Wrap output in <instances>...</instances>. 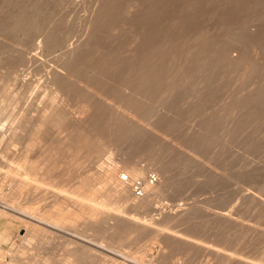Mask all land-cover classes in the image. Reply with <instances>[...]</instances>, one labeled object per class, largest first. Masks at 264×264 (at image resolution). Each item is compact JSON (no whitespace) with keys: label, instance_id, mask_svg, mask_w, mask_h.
<instances>
[{"label":"bare ground","instance_id":"6f19581e","mask_svg":"<svg viewBox=\"0 0 264 264\" xmlns=\"http://www.w3.org/2000/svg\"><path fill=\"white\" fill-rule=\"evenodd\" d=\"M0 1H2V0H0ZM13 1L14 0H12V2ZM17 1L19 2L18 6H16V3L13 2L12 4H15V9L11 10V6H10L9 9L11 11H8V9H7L8 16H7V18H5L6 20L0 21L1 22L0 23V32L3 31L2 29H4V28L6 30L17 29L18 32H19L18 28H22V31H23L25 29V27H28L29 25L33 24V18L36 17V14L39 17L41 16V15H39L40 12H42V13L44 12L45 15H49L47 12H45L46 9L43 11V9H44L43 3L40 0H39V2H41L40 4H42V7H43L42 11L40 10V12H39V10H37L38 6H35L36 5L35 2L37 0H22L21 2L19 0H17ZM71 1L69 0V2H71ZM64 2H65V0H64ZM66 2H65V4H66ZM122 2H124L125 5L122 4ZM205 2H206V6L207 5L209 6L208 7L209 9H206L207 12L209 10V12L206 14L207 15V17H206L207 18L206 19L207 25L205 23L204 24L201 23L200 20L197 19V14L200 13L199 12L200 8L203 5V3H205ZM219 2L222 3L221 6L219 5ZM2 3L3 2H1V5H2ZM8 3L10 5V1H8ZM59 3L61 5V2H59ZM72 3H71V6L73 5ZM91 3H90V5H91ZM40 4H38V5L40 6ZM47 4L49 7H52L55 3H53L52 6H50L49 1H48ZM94 4H95V1H94ZM120 4H122L121 7L124 6V8H126V11L128 12V13H125L126 15H124V16L121 14L118 15V13H116V10L121 11V10H119L121 8H119V9L117 8V6H119ZM9 5H7V2H6V7L7 6L9 7ZM44 5H46V4L44 3ZM255 5H260L262 7V10H263L264 9V0H205V1L204 0H96L95 7L93 8V10L91 9L92 13H91L89 19L87 20V26H86V31L84 33L85 34L84 38L75 44H74L75 41L72 43V41L75 39L71 40V43L74 45H72V44L70 45L69 42L68 43L62 42V43H66L67 45H66V47L60 45L62 48L63 47L65 48L64 50L61 49L60 46H59L60 48L58 47L61 50V53H59L60 55L58 54V52L55 54V52L57 51L56 50L57 47H56V49L54 48L56 50L54 52V54L59 55L58 61L55 64V66H53V65L49 66L48 65V67H47V68H50L51 66H53L48 71V74H46L47 78H46L45 83H47V84H44L45 86L47 85L46 90H49L48 91L49 93L47 92L48 93L47 98L44 97L45 96L44 94H43L44 96H42V97H44L42 99H45V100L47 99V103L44 104V102L42 100L41 101L39 100V102H43V104H41V105H44V106L42 107L40 105L41 106V107H39L40 110L39 109L36 110V112L39 110V113L37 115L32 116V115L27 114L29 111L27 113H24L25 112L24 111L22 113L20 112V114L24 113L23 115L16 118L15 116H17V115L15 113L18 111H14L13 114H15V115H13L12 112L9 113L8 111L10 109L8 110V107H9L10 103L8 102V99L6 98L7 96L4 95V94H6V90H4V89H7L8 87L4 88V86L1 84L3 86L1 88L2 89L4 88L3 90L5 92L3 93L2 92L3 90L0 89V143H4V146H3L4 149L1 148L2 145L0 144V153L2 154V152L9 150V149L15 150L14 148H12V146L15 144V142L17 143V141L19 139L22 142V143H20V142L19 143L23 144L24 148L22 145H19L20 146L19 147L17 144L19 149L22 148L23 150L21 149L22 152L20 154L18 153L19 155L17 154V156H18L17 161H15L16 159L13 160L16 157V154L14 157L13 156L14 154L12 153L13 155H11V156L13 159L12 158L11 159L13 161H15L16 163L14 162L15 163L14 165L12 163L11 165H13V166L8 165L9 169H8V166H7V169H5V170H8L6 175L9 176L8 178H10L9 180L7 179L5 181L8 182L11 180L12 188H13V190H11V191L13 192V195L9 194L11 191H10V188H8L10 192L8 193V191H7V193L9 194L10 198L8 197V194H6V198H8L9 201L8 200H7L8 202L4 201L5 204L8 206L0 204V214H1V216H6V218L9 217V219L10 218L19 219L20 221L24 222V224L26 226V232L24 234H22V236H21V240H22L21 244L13 252L9 253L10 256L9 257L7 256V261L5 264H90L91 262L94 261L93 259L90 258V256H91L90 252H92V250L95 248L94 247H84L81 242L76 243L77 247L74 250H71L66 254L64 253L62 257L58 256L56 251L48 252L50 250V247H49L48 241H46V238H51V236L50 235L48 236V233L46 230L39 228L34 222L30 221L29 218H32V217H36L40 220L48 221V222H50L52 224H56L62 228H66V230H72L75 233L83 234L84 236L87 234L88 235H94L97 239V246L98 247L101 248L103 246V242H105L106 247H108L112 251H115V252L121 254L124 257L123 260L117 261L116 264H132V263H136V262L141 263V264H162L163 262L165 263L167 258H169L168 256H170V257L172 256L171 254L170 255L165 254L166 252H164V250H163L165 247H163V249H162L161 248L162 243H160V242H163L164 240L165 241L168 240V239H165L168 236V235L166 236L167 233L169 234L168 237L172 236V235L170 236L169 230L173 228V227L171 228V226H172V224H174L176 222L171 223L170 221L178 220L179 216L184 214V211H188V208H187L188 206H191L192 204L197 205V203H195L196 201L194 200L195 201L194 203L191 202V205L190 204L188 206L185 205L187 210L185 209V207H184V209L182 208L183 210H181L178 207L177 210L176 209L174 211L171 210L172 212H170V211L168 212V210H167V212L162 210L163 211V213H162L159 211L162 214L161 217L162 218L164 217L163 220H161L162 218L159 219L161 221H158V219H156L157 217H154L152 215H151L152 218L149 217L151 219L150 220L148 218V215L152 212V207H153V204H155V199L158 200L157 198H159V196H162L163 200H164L165 196H163V195L167 194V191H166V194H164L165 190L171 188L170 185H169L170 187L167 188V186L169 184L168 181H169V179L171 180V178H169V177H172V175H174L171 173L172 172L171 169L176 163L177 164L179 163L181 166V162H182V160L185 159L184 158L185 155L183 153L180 154V152L172 153L170 151V149L164 145V142L162 143V141H161V143L163 145L161 143H159L160 141L159 142H156V141L152 142L150 139L151 137H149V135H146L144 133L141 134L139 131H138L139 133L136 132V127L139 128V126H137V124L139 122H140L141 126L145 125V124L142 125L141 122L144 121V119L146 120V117L149 116V110H148L149 106H150V108L153 109V105H149V104L151 102L153 103L154 99H156L157 96L159 99V97L161 95L165 94L167 91H171L172 89H179V86L181 89L182 88L181 85H183L185 83V86H186L187 81H191V83L193 84L195 82V79L198 76H202V77L204 76L205 77L204 79H206L214 73L213 76L211 77V79L215 78L216 77L215 75H217V77L215 79L220 78V80L222 79V81H223V78L226 76L225 74L228 73L227 72L224 74V71H227L228 69H230V71H231V69H237V71H234V70L231 71L233 74H235V72H238V69H241L242 71H239L241 73L239 75H242V77L244 78V79L241 78L244 80V81H242L244 83H246L245 81L247 79H249L248 81H251V83H252V80H250V79H253L254 80L253 86L256 84L254 86L253 91L250 90V93H249L248 88H250V87L247 86L248 90L245 89V91H247L248 93H246L245 95H241L243 93L242 92L240 94V96L237 95L234 99L232 98L230 100L231 103L229 102L230 105H228L229 109L227 106L226 107L221 106V108L219 109L220 111H221V109H224L225 111H227L226 109H228L229 111L227 113L230 112L232 114V115L231 114L229 115L232 117V118H230L231 121L229 120V118H227L228 117V115H227V117H225V119L227 118L228 120L226 119L225 122H221L224 118V116L222 118L221 115L224 114L226 116V114H225L226 112H224V113L222 112L224 110H222L221 113L219 110L217 111L218 113L216 111H213V113L216 112L215 115L217 114V116H213V113H212L211 118H210V115H209V117L207 116L208 114L204 115L203 118H205V116H207V119L208 118H210V119H208V120L205 119V121H203L204 123L203 124L201 123L202 133L200 135H199V133H198V135L193 134L198 129H200V128H198V126H199L198 123H197L198 126L196 127V129L197 128L198 129L196 131L191 130L193 132L192 135H194L193 136L194 138L193 137L191 138V140L192 139H194V140H192L191 142L192 143L196 142L195 137H196V140L199 141V143H201V141H203V142L207 141L209 138L208 137L209 131L211 129H213L214 126L218 125L220 122H221L220 127L226 126V124H227L226 122H228V121L232 122L234 120L233 118H235V117H233V114L236 113L235 112L236 110L241 111L242 113L243 112L246 113L247 115H245V114H244L245 116L243 115L245 118H247V116L251 117V118L255 117L256 119L264 118V116L261 115L262 116L261 117L259 115L261 113L258 114V110L262 109L261 107L264 108V44L260 43L256 39H251L249 43H250L251 48L253 50V58L252 59H246L242 52L238 53L237 56L235 54V55H233L235 57H232L231 56L232 54H229V52H231L230 50H231V47L234 45L235 39H236V41H238V42L241 41L243 43V41L240 40V38H237L239 36H237L236 38L234 36L230 42L224 44L225 43V41H224V43L222 44L223 37H222V39H220L219 37H217L216 34L214 35L211 32H210L211 34L210 33L208 34L207 33L208 29H205V28H209V27H210L209 29H211V28H226L227 29L231 26L233 28L236 25V23H238L237 25L239 27L240 26L243 27L244 24H243V22H241L240 16L244 15V14H242L244 10L247 11V13H248V11L250 10V7L255 6ZM2 6H0V7L2 8ZM4 7L5 6H3V8ZM203 8L204 7L202 6V9ZM2 9H0L1 10L0 13H2ZM63 9H64V7L62 8V10ZM68 9H72V8H68ZM246 9H249V10H246ZM4 10H5V8H4ZM4 10H3V13H5ZM55 10H57V8ZM65 10H66V7H65ZM48 11H51V9H49ZM63 12H64V10H63ZM3 13H2V15H4ZM52 13L53 12L51 11V15H52ZM65 13L66 12H64L63 14H65ZM69 13H70V15L72 14V12H69ZM257 13H258V11H257ZM2 15L0 17H2ZM51 15H49V16H51ZM68 15L69 14H67V16H65V15L64 16L68 17ZM42 16H43V14H42ZM42 16H41V19H42ZM52 16H51V18H52ZM248 16H249V14H248ZM75 17H76V15H75ZM121 17L122 18L124 17L122 22L124 23V25L126 27H128L127 28L129 30L128 34L130 33L129 35L131 36L130 40H127V41H126V39L123 40L127 35L125 33H124V35L122 33H119L122 35V36L119 35L122 37V39L118 38L119 37L118 35H116L117 38L113 37V35L115 33H118V31H122L121 29L123 27H125L123 25H122L123 27L121 29H115L117 27H114V26H118L116 21H117V19H121ZM69 18H72V17H69ZM3 19H4V17H3ZM34 19H36V18H34ZM47 19H49V18H47ZM47 19L44 18V20H42V21L46 22ZM66 19H68V18H66ZM37 20H35V21H37L38 26H39L40 20H39V18H37ZM56 20L58 21L59 19L56 18ZM245 20H246V18L243 17L242 21L247 23ZM247 20H248V18H247ZM251 20H252V18H251ZM42 21L40 22L41 25L44 24V23H42ZM48 21L50 22V20H48ZM54 21L55 20L53 19V22ZM68 21H70V20H68ZM238 21H240V23ZM53 22H52V25H53ZM59 22L62 24V22L60 20H59ZM241 23L243 25H239ZM35 24H36V22L33 25H35ZM50 24L51 23H49V25ZM115 24H117V25H115ZM237 25H236V27H237ZM40 26L38 27V30H39ZM46 26H48L47 23H46ZM76 26H78V25H76ZM51 27L49 26L48 28L51 30ZM118 27H121V26H118ZM32 28L37 29V28H34V26H32ZM32 28L31 27L26 28V30H28V29L31 30ZM63 28H61V29H63ZM67 28H68V26H67ZM42 29L43 28L41 27V30ZM56 29H57V27L55 28V30ZM58 29H60V28H58ZM112 29H115V31H114L115 33L113 32ZM14 30H13V33L15 32ZM29 30H28V32H29ZM43 30H45V29H43ZM55 30L53 28V30L49 31L48 33L43 32V33H46V34H44L45 35L44 38L41 35L42 39H44V42H47L50 44L53 43V45H55V43H56L55 41L60 40L58 37H56L58 39L55 40V32H57V30L56 31ZM123 31L127 32L126 29ZM3 32H5V31H3ZM33 32L34 33L38 32L37 35L43 34V33H39L40 30L39 31L35 30ZM68 32H70V31H68ZM7 33H8V31H7ZM29 33H27V34L25 33L26 35L24 36V38L26 37V40L28 38L27 35ZM109 33H110V35H109ZM0 34H4V33H0ZM18 34H20V33H17V36H18ZM21 34L24 35V33H21ZM111 34H113V35H111ZM129 35H128V37H129ZM10 36H11V34H10ZM33 36H32V39L34 38ZM58 36H60V35H58ZM229 36H227V37L229 38ZM22 37L23 36H21V38ZM38 37L39 36H37V38ZM60 37H62V36H60ZM35 38H36V36H35ZM35 38L33 39L34 41L35 40L42 41L41 37H39L41 40L35 39ZM15 40H17V39H15ZM15 40H13V41H15ZM21 41H22V39H21ZM28 41H30V39H28ZM37 41H36V44L38 46L34 44V46H36V49H37V47H40L39 43H37ZM66 41H68V39ZM30 42L32 44V41H30ZM231 42H233V43H231ZM15 43H17V41H15ZM40 43L43 46L45 45L43 42H40ZM58 43H60V42L58 41L57 44ZM23 44H24V42H23ZM235 44L237 45V42H235ZM16 45H18V43ZM42 45H41L40 49L43 48ZM125 45L130 46V47H128V49L129 48L130 49L127 51V53H123L124 51H122L123 47ZM34 46H33V48H34ZM55 46H57V45H55ZM28 47H29V45H28ZM31 47H32V45H31ZM238 47H240V46L238 45ZM17 48H15L14 50H16ZM46 48H45V50H47ZM49 48H50V46H49ZM18 49H20V48H18ZM54 49L51 52H53ZM26 50H24V51H26ZM126 50H127V47L125 48V51ZM32 51H33V49H32ZM36 51H39V50L37 49ZM41 51H43L42 56L45 55L47 58H48L47 55H49L48 53H51L48 50H47L48 53H47V51L45 52L42 49H41ZM41 51H39V52L41 53ZM21 52H23V51L21 50ZM30 52H28V53L30 54ZM39 52H37V53H39ZM44 52L47 53V55L44 54ZM40 53H39V55H40ZM54 54L53 53H52V55L50 54L49 59L52 60ZM17 55H19V54H17ZM25 55H24V57L26 58L27 56H25ZM36 56L37 55L32 56L31 58H35ZM29 58H30V55H29ZM36 58H38V56ZM40 58L42 60L47 59V58L45 59L42 57H40ZM35 59H34V61H35ZM55 60H57V58ZM55 60H54V62H52L53 64L56 62ZM29 61H30V59H29ZM34 61H32V63H34ZM38 62H39V60H38ZM48 62H45V63H43V61L41 62L42 69H43V65L47 66V64H50V62L49 63ZM39 65H40V63H39ZM39 65H37V66H39ZM41 65L39 67H41ZM13 66L14 65H12V67ZM11 71H12L11 75L16 74V73H13L14 69ZM11 71H10V67H9V72H11ZM41 71L42 70L40 69V72ZM216 71H217V73H216ZM218 71H223L222 75H221L223 78L218 76V75H220L219 73H221ZM45 72L47 73V71H45ZM231 72L229 73V75H227L228 77L231 76ZM7 73H8V70H7ZM46 75L44 74V76H46ZM231 77H233V76H231ZM11 79H13V78H11ZM204 79L202 78L201 81H203ZM4 80H5V78H4ZM218 80L219 79L215 80V82ZM14 81H16V80H14ZM198 81L200 82L198 84H201V81L200 80H198ZM207 81L209 82V85H210L211 84L210 79H207ZM226 82L227 81H225V83ZM0 83H3V82H0ZM217 83L218 82H216L215 85H217ZM221 83H223V82H221ZM205 84H206V82H205ZM249 84H250V82H249ZM9 85H11V84H9ZM209 85H207V86H209ZM185 86H184V90H185ZM188 86H190V85H188ZM195 86H197V85H195ZM203 86H204L203 87L204 89L207 88V86L205 87L204 84H203ZM209 87L210 88H207V89H210V90H211V88H213V89L217 88V87H213L212 85ZM9 88H8V90H9ZM193 88L194 87H192L191 90ZM203 88H200V89L206 93L207 89L204 90ZM213 89H212V91H213ZM10 90H11V88H10ZM10 90L8 92H10ZM189 90H190V88H189ZM189 90H187V91H189ZM210 90H208V91H210ZM236 90H238V89H236ZM219 91H220V89H219ZM8 92H7V94L10 95V93H8ZM186 92H184V93L186 94ZM210 93H207L208 96L206 94V96H204V97H210L209 96ZM213 93L215 94V92H212L211 94H213ZM233 93L234 92H232V97L234 95H236L237 92H235V94H233ZM13 94L15 95L16 93H13ZM24 94H25V91H24ZM169 94H171V93H169ZM195 94H196V92H195ZM195 94L191 95L190 93H188L189 97L194 95L193 99L197 98V96L199 98H201L204 95V94L202 95V93H201V94H198L196 96ZM14 95H12V97ZM19 95H21V94L19 93ZM16 97L17 96H15L12 99L15 100ZM20 97H22V96H19V98ZM71 97L72 98L74 97L73 100L76 99L74 101L75 103L74 102L72 103L75 108H76L75 105L78 103V102L76 103V101H79V104H77L78 105L77 108H80L82 111H84L86 113V115L84 117L77 118L76 116H74V114H71L73 111L71 113L66 111L64 104H66V103L68 104L67 100ZM162 97L163 96L160 97L161 100H163ZM165 97H167V96L165 95ZM8 98L10 101L12 100V99H10L11 97L8 96ZM77 98H78V100H77ZM178 98L177 99L174 98L175 99L174 103L177 102L176 100H178ZM212 98L213 97L211 95V98H209L210 101L209 102L205 101V102L206 103L208 102L207 104L209 105V103H211V101L214 99V98L213 99ZM158 99L156 100L157 102H158ZM169 99H171V101L174 100V99L170 98V96H169ZM201 99H203V100H201ZM201 99H198L199 102L202 101L201 103H203V101L206 100L203 97ZM6 100H7V102H6ZM164 100H167V99H164ZM181 100H183V99H181ZM191 100H192V97H191ZM198 100H197V102H198ZM17 101H18V99H17ZM70 101H71V99H70ZM184 101L185 100H183L182 102H184ZM194 101H196V100H194ZM157 102H155L156 105H158ZM161 102L162 101L159 100L158 103H161ZM178 102H180V100ZM197 102H196V105L199 104V102L198 103ZM205 102L203 104H205ZM167 103H169V105L171 104L170 102H167ZM167 103H165V104H167ZM174 103H172V105H175V106L169 107V108H171V109L175 108L177 103L176 104H174ZM70 104H68V105H70ZM182 104L183 103H180V104L178 103L177 107L180 105L182 106ZM12 105H14V104L11 103L10 106H12ZM73 105H72V107H73ZM161 105L163 106V104H161ZM169 105L167 104L166 108H168ZM214 105H212V106H214ZM223 105H227V103H225ZM183 106H184V104H183ZM201 106H203V105H201ZM205 106H206V104H205ZM205 106L203 109H201V108H200L201 110L199 109L200 112H202V110H204V109L205 110L207 109V111H208L209 107L206 106L207 107L206 108ZM187 107L190 108V105ZM197 107L199 108V106H196V112L198 110ZM13 108L14 107H12V109ZM20 108H21V106H20ZM158 108H157V106L154 105L155 110ZM12 109H11V111H12ZM21 109H23V108H21ZM190 109L188 110V108H186V107L183 108L184 111H186V110L189 111V112L188 111L186 112L187 114L192 113V111L190 112ZM192 109L193 110L195 109L194 106ZM6 110H8L6 113L8 122L3 123L2 120H3V116H4V113L6 112ZM13 110H16V109H13ZM163 110L165 111L164 108H163ZM167 110H166V112H167ZM174 110L177 111L176 109H174ZM179 110L180 109H178V111ZM157 111L159 112L160 110H157ZM178 111L175 112V114H176L174 117L175 119L180 118V116H178L179 118L176 117ZM184 111H181V112L183 113ZM209 111H212V110H209ZM232 111H234V113ZM139 112H142V113L139 114ZM147 112H148V115H147ZM161 112L165 113L163 111H161ZM161 112H159V114L157 112L156 113L158 115H160ZM193 112H195V111H193ZM150 113H151V111H150ZM206 113H208V112H206ZM209 113L211 114V112H209ZM34 114H35V111H34ZM143 114H146V117H144ZM151 114H150V117H152L151 119H153L154 115L152 114L153 115L152 116ZM171 114H173V113L171 112ZM192 114H194V113H192ZM219 114H221L220 116L222 119L220 118V116H218ZM141 115H143L142 117H144V119L141 118ZM178 115H180V114H178ZM182 116H181V118H182ZM184 116H183V118H184ZM237 116L239 117V119L241 117H243L242 115L239 116L238 113H237ZM166 117H167V115L165 116V118ZM244 117H243V119H244ZM165 118L163 117V119H165ZM168 118H170V117H168ZM203 118H201V119L203 120ZM251 118H248V120L249 119L251 120ZM151 119H150V121H149V119L146 120V122L148 121L150 123V125H147V126H151V122H152ZM158 119H159L158 121H161V123H163V124L167 123L166 127H164V128L160 127L162 125L161 123H160V125L158 124V125L151 126V129H150L151 131L149 129H146L147 131L151 132V135H155L156 133H158L157 131L160 130L158 128V126L160 128H162L164 131H166V130L172 131L173 130L174 127L171 124V122H173L172 121L173 117H172V120L170 121V123L168 122V119H165L167 122L166 121L164 122V120L161 117H158ZM175 119H174V121H177V119L176 120ZM250 120L248 123L253 124V123H251L252 120L251 121ZM180 121L181 120H178L177 122L179 123ZM235 121L236 120H234V122ZM240 121L244 124V125L241 124V126H245V128L250 126V125L245 123L247 121V119L240 120ZM243 121H245V122H243ZM155 122H153V124H157ZM234 122H233V126L235 125V128H237V126L239 127L240 122H238V124L237 123L235 124ZM261 122H264V120L261 119ZM261 122H260V126L261 125L263 126V124H261ZM173 123L175 125L178 124L175 122H173ZM222 123H224V125H221ZM169 124H170L169 128H171L172 130L168 129L167 125H169ZM229 125H231V124H229ZM229 125H227V128ZM258 125H259V120H258ZM162 126H164V125H162ZM231 126H229V128ZM143 127H145V126H143ZM175 128H176V126H175ZM175 128H174V130H175ZM215 128H217V127H215ZM218 128H219V125H218ZM235 128H233V130ZM241 128L244 129V127H241ZM256 128H259V127H256ZM238 129L239 128H237V130ZM250 129H251V127H250ZM254 129H255V127H254ZM254 129H252V130H254ZM224 130H226V127ZM224 130H223V128H222V130L220 129L221 134L219 133L218 129H216V132H218L219 135H222ZM142 131L143 130H141V132ZM167 131L165 134L168 135L169 131H168V133H167ZM211 131H213V130H211ZM226 131L234 132L231 129L230 130L227 129ZM257 131L258 130L253 131V133L256 135H259L256 133ZM144 132H145V130H144ZM153 132H155V133L152 134ZM197 132H199V131H197ZM225 132H224V134H225ZM236 132L238 134L239 130L238 131L235 130V133ZM170 133H172V132H170ZM212 133H215V132H212ZM253 133L251 135H254ZM159 134L160 133H158L156 136H159ZM228 134L230 136L232 133L229 132ZM251 135H249V136H251ZM160 136H161L160 139H162L164 137L162 135V132H161ZM172 136H174V134ZM213 136H215V135H213ZM165 137H167V136L165 135ZM168 137H169V135H168ZM168 137H167V139H168ZM174 137L176 139V137H178V134H177V136H174ZM187 137H189V136H187ZM261 137H263V136H261ZM152 138H154V137H152ZM179 138H180V136H179ZM213 138L215 140L217 138V136H216V138L215 137H213ZM246 138H244L245 144L247 141ZM175 139H173L176 142L175 145L171 141H170V145H174V146L180 148L182 145V142L184 140H182V142L180 140H178L179 143L181 144V145L179 144L180 145L179 146L177 140H175ZM186 139L190 140V138H185L186 142H187ZM263 139H264V137H263ZM157 140H158V138H157ZM189 140H188L189 143L187 144V146L188 145L194 146L193 145L194 143L191 144ZM243 140H241V142H242L241 145L244 144ZM254 140L255 139L253 138L252 141H254ZM248 141H249V144L251 145L252 141H250V140H248ZM166 142L169 143L168 140ZM199 143L196 145H200ZM165 144H167V143H165ZM201 144L202 145H200L199 148L205 147L204 146L205 143H201ZM247 144H248V142H247ZM250 145H248V146H250ZM183 146H184V144H183ZM207 146L209 147L210 145L208 144ZM182 147H181V149H182ZM194 147H193V149H194ZM208 147H207V151L210 150V148H211L210 147L208 149ZM186 148L184 147L185 150H186ZM189 148H188L189 151H191L192 148L191 147H189ZM197 148L195 149L196 152L198 150H199L198 152H201V151L204 152L205 151L202 149H201V151H200V149L197 150ZM204 149H206V147ZM13 150L11 152H14ZM33 150H34L33 153L36 152L35 153L36 155L35 154L33 155L32 153L29 155V153ZM195 150L192 152L194 153ZM207 151H205L204 153H206ZM107 152L110 154H107ZM203 152H201V153H203ZM105 153H106V155L117 154L118 156L115 155L117 157L116 159H118V157H120L118 162L121 161V163L120 164L117 163L116 162L117 160L115 161L114 160L115 158H114L112 160H114L115 163L109 162V164L108 165L106 164L105 167H104V165L102 166L103 169L102 168L100 169L98 167L99 165L96 166V164H95L96 168H98V170L95 171L96 170L95 168L90 167L91 165H93L92 161H94V163L95 162L97 163V161L99 162L100 160H102L101 158L99 159V156H101L103 154L105 155ZM184 153L188 156V158H189V155L191 156V154L186 153V151ZM197 153H195V155ZM182 154L184 156H182ZM143 156H145L147 158L146 161H148L147 164H144V165L140 164L138 162V159H137L138 157H143ZM192 156L193 157H191V158H194V155H192ZM197 156H198L197 158H199V155H197ZM200 156H201V154H200ZM204 157L205 156H203L201 158H204ZM97 158L99 160H97ZM106 158H104V161ZM197 158H195V160ZM187 160L190 161V159L186 158V161ZM198 160L199 159L196 160L197 161L196 163H198ZM106 161L108 162V159ZM189 161L187 162V164L189 163ZM191 161H192V159H191ZM199 161H202V160L200 159ZM86 162L90 163V165L88 163L89 166L88 165L87 166L90 167V171L92 169H94V170H92L93 172H90L88 168H87L88 172H86V173H84V171H81L80 173H79V171L75 172L80 167H82L83 164L84 165L87 164ZM207 165H209V164H207ZM216 166H218V164ZM223 166L224 165L221 166V171H220L221 173H222V167ZM85 167H86V165H85ZM169 167H171L170 170H169ZM183 167H184V169L186 168L187 170L191 169V168H189L190 166L188 168H187V166L186 167L183 166ZM195 167L196 166H194V167L192 166V168H195ZM82 168H84V167H82ZM148 168H154L155 171L158 173L157 174L158 177H156L155 180H151L147 176L146 171H148L147 170ZM177 168H179V167L177 166ZM224 168H225V166H224ZM87 169H86V171H87ZM186 169H185V171H186ZM210 169L213 170V168H210ZM217 169H215V170H217ZM225 169H226L225 173L227 175L229 173L228 176L230 177L231 173L230 172L227 173L228 170H227V168H225ZM236 169H237V166H236ZM236 169H234L233 171H235ZM239 169H240V167H238V171H239ZM5 170L3 172L4 176L6 173ZM168 170L172 174L171 176L168 175ZM185 171H184V173H185ZM231 172H232V170H231ZM241 172H242V170H241ZM216 173H218V171ZM72 174H73L74 180L69 178V176ZM180 174H183V172L181 170H180ZM223 174H222V177L225 175V174L224 175ZM243 174H244V172H243ZM178 175H176V176H178ZM236 175H237V177L235 176V173H234V175L232 174V177L235 176V178H237L238 180L242 177L244 178V176L239 175V173ZM210 176L211 175H209L208 178ZM238 176H239V178H238ZM212 177H214V176L212 175L211 180H210V178L208 180L214 181V179H212ZM232 177H230V178H232ZM247 177L248 176H246V178ZM5 178H7V176ZM225 178L227 179L226 176H225ZM56 179H60V180L56 181ZM137 179H142V186H141L142 193L141 194L137 193V191H135V189H134V183ZM247 179H246V181H243L244 179H242L240 181L247 183ZM231 180H228V182L230 183ZM55 181L56 182L59 181V182L56 183ZM70 181H72V182H70ZM235 181H236V179H235ZM233 182H232V184H234V185L239 184L238 182H235L237 184H235ZM243 182H241L240 184H242ZM6 183L4 182V184H6ZM9 183H7V184L10 186ZM173 184H175L174 181H173V183H171V185H173ZM240 184H239V187L241 186ZM0 186H3V184L2 185L0 184ZM2 188L0 189V191L1 190L4 191V189H2ZM235 188H236V186H235ZM42 189H44V190H42ZM50 189L52 190V192L55 189L57 191L56 195L58 194V192H60V193H59V195H57V198L55 199V201H53L54 204L52 206H50V204L46 205L48 207L50 206V208L44 209L41 207L43 205L38 206V204H37L38 202H36L34 200L35 199L34 196L39 195L40 193L35 194V195H34V193H36L35 190L36 191L38 190L39 192L41 190V192L44 191V193L46 194L45 190H50ZM236 189L234 192H236ZM239 189L241 190V188H239ZM247 189H248V187H247ZM243 190L245 191L244 188H243ZM33 191H34V193H31L32 195L27 194V193H30ZM38 191H37V193H38ZM2 193H4V192L1 191V194ZM5 193H6V190H5ZM23 193L24 194L26 193V196L28 195V197L33 196L32 197V198H34L33 202L34 203L36 202L35 205L37 204V208H36V206L33 205L34 203L28 204V202L26 204L25 203L22 204V202H21L22 205H20L19 202H17V205L19 204V206L13 205V202H15L16 198L18 197L17 195H20L19 196L20 198H23L22 196H25ZM61 193L63 195H61ZM168 193H169V191H168ZM231 193L232 192H229V194H231ZM237 193L238 192H236L235 194H237ZM239 193H240V191H239ZM4 194H2L3 197H4ZM42 194L43 193H41L40 195H42ZM224 194L226 195V193H224ZM233 194H231V195H233ZM231 195H229V197ZM238 195L235 198L233 197L234 200L236 198H238ZM249 195L251 196L250 197L251 199L253 198L252 199L253 201H255L254 199H256V201L258 200L257 202H255V205H254L255 207H256V205L257 206L260 205V207L262 206V208H264L263 207L264 206L263 205L264 200H262L263 198H261V197L259 198V195L257 194L258 195L257 196L256 193H251ZM249 195L247 197H249ZM26 196H25L24 200L28 198V197L26 198ZM222 196H223V194H222ZM243 196H245V195H243ZM243 196H241V197H243ZM42 197L44 198V195L39 196L38 198H42ZM54 197L52 198L53 200H54ZM214 197H216V196H214ZM214 197H213V199L216 200V198H214ZM229 197H227V198L228 199L232 198V196L230 198ZM38 198H37V201H39ZM217 198L223 199L224 197H217ZM233 198L231 199L232 201H233ZM160 199H159V201H160ZM228 199L226 201H230V203H233V202H231V200H228ZM242 199H244V198H242ZM251 199L249 201H251ZM215 200H213V201H215ZM218 200H220V201H218ZM239 200H238V202H239V204H241ZM246 200H243V202L241 201L242 204ZM28 201L30 203V201H32V199H30V197H29ZM208 201H210V200H208ZM217 201H218V203L222 202L221 199H217ZM223 201H224V199H223ZM235 201L237 203V199ZM10 202L12 204H10ZM160 202H162V201H160ZM211 202H212V200H211ZM259 202H261L262 204L261 203L259 204ZM0 203H1V201H0ZM163 203H164V201H163ZM203 203H201V204L203 205ZM230 203L227 202V204H226V202H225L224 204L228 205ZM176 204H177V202H176ZM176 204H173L172 206H174ZM199 204L200 203H198L197 206H200ZM214 204H215V202H214ZM249 204L251 207L252 203H249ZM170 205H171V203H170ZM179 205H181V204H179ZM179 205H177V206H179ZM204 205L202 207H199V208H203V207L206 208L207 206L206 205L204 206ZM212 205H213V203H212ZM230 205H228V206L230 207ZM234 205H235V202H234ZM211 206H210V209L212 210L214 208V206H212L213 208ZM220 206L221 205H219V207ZM224 206H221V207H224ZM237 206H238V204H237ZM40 207L43 210L39 211L40 210L39 209L37 211V209ZM162 207H164V206H162ZM165 207H168V206H165ZM216 207L215 208L218 211L217 212L215 210L216 213L215 212L212 213V211L214 209L212 211H210V210L208 211V209H206L207 211H205V213H204V210L199 209V210L203 211V212H201L198 210V207L195 208V206H194L193 208H195L196 211L198 210V212H200L201 214L204 213V215L206 214L207 216L209 215L208 213L210 212L209 216H211L212 218L214 215L212 216L211 214L215 213L216 218L218 216L220 218H223L225 220V222L228 221L227 224L225 222H223L227 226L228 225L232 226V224L233 225L235 224V219H237V218H235L233 220V218H234L233 213L234 212L231 214L233 218H230L228 213L225 212L226 211L225 209H227V208L219 209L218 206H216ZM14 208H16L17 210H15ZM190 209H192V208H190ZM190 209H189V211H191ZM195 209L193 211H195ZM257 209H258V207H257ZM219 210H225V211L219 212ZM228 210H230V213H231V211H233L230 208ZM253 210H254V208H253ZM258 210H262V209L259 208ZM198 212H194V214L198 213ZM189 213H187V215L184 214L185 216L189 217L188 220L192 219L195 216V215L193 216V212H192V215L190 213V216H193L191 218L188 215ZM235 214H237V213H235ZM241 215H242V213H241ZM257 215H258V213H257ZM185 216H183L182 219H184ZM209 216H208V218H210ZM238 216H239V214H238ZM240 216H239V219L242 217V216L241 217ZM181 217L178 221L181 220L183 223V221H185L186 219L182 220ZM201 217H202V215H201ZM235 217H237V216L235 215ZM212 218H210V219H212ZM216 218H215V221H216ZM204 219H207V217ZM213 219H212V221H214ZM239 219H237L239 222V226H240V224H241V226H244L245 224L242 225V223L244 221L242 219H240V220ZM188 220H186V221H188ZM196 220H198V218ZM222 220L220 219V222ZM229 220H231L230 222L232 224H230ZM237 220H236V224H238ZM12 221H13V219H12ZM163 221L165 223H163ZM190 221L192 224H193V222H195L194 220H190ZM190 221H188L187 223H189ZM209 221L210 220L208 219V222ZM240 221L242 223H240ZM167 222L171 223V226L168 225L169 223H167ZM216 222H219V221H216ZM216 222L212 223L210 221L212 226ZM178 223H176V224L178 225ZM191 223H190V225H191ZM223 223L221 224L222 227L224 225ZM176 224H175V226L173 225L174 226L173 230H175L173 232H174V236L176 238L178 237L177 239H179L180 236H178L177 233L180 232V230L183 227L185 228V226L179 227V225H178V227L180 228L179 229V228H177ZM207 224H206V226H207ZM193 225L190 228H192ZM199 225H198V228L200 226L201 227L203 226L202 223L200 226ZM209 225L210 224H208V227H209ZM216 225H217V223H216ZM218 226H220V225H217V227ZM175 227L177 228V230ZM195 227L196 226H194L193 228H195ZM233 227H235V225ZM193 228L191 230L194 231ZM196 228H195V230H196ZM198 228H197V230H199V231H201V229H204V230L207 229V228L205 229V225H204V228H201V229H198ZM210 228H211V226H210ZM210 228L208 230H206L209 232H207L205 235H204V233L201 235L202 232H200V234H198L199 231L197 233L195 231L194 232L196 234L200 235V237L204 235V237L206 236V238H209V233H210V235L212 233H214V231L216 230L215 229L216 226H215V228H213L215 230L212 229L213 230L212 233L210 231ZM225 228H226V226H225ZM185 229H183L181 232L185 233L184 232ZM187 230H188V227H187ZM191 230H189V231H191ZM204 230H202V231L206 232ZM244 230H245V228H244ZM5 231L7 233L8 230H5ZM5 231H3V232H5ZM189 231H187V232L190 233ZM215 232H216V234H214V235L212 234L213 236H217V234L219 233V231H215ZM224 232H223V234H224ZM230 232L231 231L229 230V233ZM6 233H4V234H6ZM130 233L138 234V236H137L138 239L140 237L139 235L144 234V233H148L150 238L148 235H146V237L148 236L147 237L148 239H146L145 234L141 235L142 241L144 240L143 236L145 237L146 241L151 240V239H152L151 241H153V239H157V238L160 239V237H162L163 235H165L166 237L165 238L163 237L164 240H163V238H161L163 241H160V240L158 242L155 241V243L157 242V244L159 243V246H160V244H161V246L159 248H157L156 250L154 249L152 252H149L150 247H151V242H150V246L148 248L147 243H149V241L145 243V240H144L143 246L139 247L137 244L138 247L136 249L134 248L135 246L132 248V249H135L134 251L131 249L133 252L126 253V250L124 251L125 248H123L122 239L127 237V235H129ZM221 233L222 232H220V234ZM226 233H228V232H226ZM171 234H173V233L171 232ZM192 234H193V232H192ZM220 234L218 236L222 237L223 234L221 236H220ZM36 235H37L38 239L33 240L32 238ZM188 235H187V233H185L182 235V238H184V240H185V237H183V236H187L186 239H188L190 236V235L189 236ZM207 235H208V237H207ZM5 236L7 237V235H5ZM225 236L227 237V235H225ZM193 237L195 238L196 236L194 235ZM226 237L222 238L221 240H223V239L227 240V238L229 236L227 238ZM182 238H181V241L178 240L179 243L180 242L182 243V241H183ZM197 238H199V237H197ZM210 238L212 240V237H210ZM210 238H209V240H210ZM173 239H171L172 242L174 241ZM218 239H220V238H218ZM197 240H200V239H197ZM197 240L194 242L196 243ZM204 240H205V238H204ZM204 240H203V238H202V240H200L201 241L200 243H202L201 246H204L206 244V243L203 244L204 242H202V241H204ZM207 240L208 239H206V241ZM230 240L229 239L227 240L228 243H230L229 242ZM33 241H35V242H33ZM215 241L218 242L219 240H217V239L214 240L216 247H220L219 245L223 246V245L227 244L225 242L223 244L221 241H220L221 242V244H220L219 242L216 243ZM139 242H141V240ZM211 242H213V241H211ZM137 243H138V241H137ZM152 243L155 244L154 241ZM165 243H163V244H165ZM170 243H171V241H168V243H167L168 245L167 244L166 245L168 247L169 246L171 247ZM189 243H191V242H189ZM233 243H232V245H233ZM235 244H236V242H235ZM196 245H198V244H196ZM211 245H212V243H211ZM232 245L229 246L227 244L226 246L229 249V247L232 248ZM206 246L209 248L210 245L208 246V244H207ZM222 246L219 249H221ZM155 247H156V245H155ZM168 247L165 248V249H167V252H168ZM238 247H240V246H238ZM116 248H118V249H116ZM210 248L214 249L215 253L218 250V249L216 250L214 247H210ZM242 248H244V247H242ZM222 249H224L225 252H227L226 250H228V249H226V247L224 248V246ZM236 250H232V251L235 252ZM169 251H170V248H169ZM218 251L220 254V252L222 250H218ZM224 251H223V253H224ZM230 251H231V249H230ZM260 251H262V250H260ZM87 252H88V254H87ZM229 253H232V252H229ZM247 253H249V252H247ZM128 254L131 257L128 256V258H125V257H127ZM217 254H218V252H217ZM217 254H215V255H217ZM219 254H218V256H219ZM224 254L227 255V253H224ZM224 254L220 255V258L222 256L221 262H223L224 259H226ZM239 255L240 254L238 253V256ZM235 256H237V255H235ZM223 257H224V259H223ZM229 257H231V254H228L227 258H229ZM261 257L259 258V260L261 259ZM239 258L241 259L242 257H239ZM262 258L263 259L260 260L261 262L258 261L259 263H255L254 261H250V262H252V264H264V256ZM231 259H233V258H231ZM243 259H247V258L245 257ZM226 260L228 261L229 259H226ZM247 260H246V262H247ZM233 261H234V259H233ZM248 263L249 262H247V264Z\"/></svg>","mask_w":264,"mask_h":264},{"label":"rangeland","instance_id":"374dc122","mask_svg":"<svg viewBox=\"0 0 264 264\" xmlns=\"http://www.w3.org/2000/svg\"><path fill=\"white\" fill-rule=\"evenodd\" d=\"M7 2V5H9V3H8V1H10V5H9V7L7 6L6 7V2ZM20 2L22 1V0H19ZM38 1V2H37ZM36 2H35V6H38V9L37 10H39V12H40V10L42 11V9H43V7H44V9H43V11L46 9V11L45 12H47L49 15H51V11L54 13H52V15L55 17H53L52 15V18H51V16H49V15H45V13L43 12H38L39 13V15H41L42 16V14H43V16H42V19H41V16L39 17V16H37V14H36V17H34V18H36V19H34L33 18V24L36 22V24L35 25H33V24H31V25H29L28 27H25V29L22 31V28H18L19 29V32H18V30L17 29H13L15 32V34L13 33V30L12 29H8V30H6L5 28L4 29H2L3 31H5V32H3V31H1L0 33H4V34H0V82H3V83H0V89L1 90H3L4 88H6V87H10L11 88V90H10V88H9V90H10V92H8L9 90H8V88L7 89H4V90H6V94H4V95H6L7 97V99H8V102L10 103L9 104V107H8V110H6V112L4 113V116H3V120H2V122L3 123H6V122H8V120H7V111L9 112V113H11L12 112V114L14 113V111H18V112H16L15 114L17 115V116H15L16 118L17 117H20L21 115H23L24 113H27L28 111V113L27 114H29V115H32V116H35V115H37L38 113H39V110H40V108L39 107H43L44 105H41V104H43V102H44V104H46L47 103V99L45 100V99H42V98H47V95H48V91L49 90H46L47 88H46V86L44 85V84H47V83H45L46 82V78H47V75L46 74H48V71L53 67V66H55V64L57 63V61H58V57H59V53H61V50L59 49L61 46L60 45H62V46H64V47H66V43H70V45L74 42V44L75 43H77L78 41H80L81 39H83L84 38V33H85V31H86V26H87V20L89 19V17H90V15H91V13H92V10H93V8L95 7V4H96V0H70L71 2H69V0L67 1V0H65V2H66V4H65V2H64V0H40L42 3H43V7H42V4H40L41 2H39V0H37ZM48 1H49V5L50 6H52L53 5V3H55L52 7H49L48 6ZM94 1H95V4H94ZM205 1V0H204ZM1 2H3L2 3V5L3 6H5L4 8H5V10H4V8H3V6L1 5ZM14 3H16V6H18V1L17 0H14L13 1ZM12 2V0H2V1H0V6H2V8L0 7V9H2V13H3V10H4V12L6 13H3L4 15H2V13H0V16L2 15V17H0V21H3V20H6L5 18H7V16H8V11H11V10H14L15 9V4H12L13 3ZM47 2V3H46ZM59 2H61V5H60V3ZM73 2V3H72ZM92 2V3H91ZM44 3L46 4V5H44ZM59 3V4H58ZM63 3V4H62ZM68 3V4H67ZM70 3V4H69ZM71 3L73 4L72 6H71ZM90 3H91V5H90ZM38 4H40V6L38 5ZM122 4H124V2H122ZM122 4H120L119 6H117V8L119 9V8H121V9H119V10H121V11H118V10H116V13H118V15L119 14H121V15H126L125 13H128L127 11H126V8H124V6L123 7H121L122 6ZM125 5V4H124ZM219 5L221 6L222 5V3H220L219 2ZM10 6H11V10L9 9L10 8ZM46 6V7H45ZM49 8H48V7ZM69 6V7H68ZM71 6V7H70ZM202 6L204 7L203 9H202ZM201 6V8H200V13H198L197 14V19H199L200 20V22L201 23H205L206 25H207V21H206V17H207V13L209 12V10H208V12H207V10L206 9H209L208 7V5L206 6V2L205 3H203V5ZM14 7V8H13ZM40 7V8H39ZM60 9H59V8ZM64 7V12H66L65 14H63L64 12H63V10H62V8ZM65 7H66V10H65ZM88 7V8H87ZM207 7V8H206ZM13 8V9H12ZM37 8V7H36ZM35 8V9H36ZM48 8V9H47ZM57 8V10H55V9ZM68 8H72V9H68ZM116 8V9H117ZM255 8V9H254ZM7 9H8V11H7ZM49 9H51V11H48ZM88 9V10H87ZM92 9V10H91ZM124 9V10H123ZM246 10H249V9H246ZM56 11V12H55ZM58 11V12H57ZM75 13H74V12ZM90 11V12H89ZM257 11H258V13H257ZM263 11V12H262ZM0 12H1V10H0ZM63 12V13H62ZM69 12H72V16L70 15V13ZM78 12V13H77ZM203 14H202V13ZM257 14H255V13ZM46 13V14H47ZM262 13V14H261ZM59 14V15H58ZM67 14H69L68 15V17H65V16H67ZM242 14H244V15H242V16H240L241 18H240V20H241V22H243V24L241 23V24H239V25H243V27L242 26H238L237 24L238 23H236V25H237V27H236V25L232 28V26L231 27H229V28H211V29H209V28H205V29H208V31H207V33L209 34L210 32L212 33V34H216L217 35V37H219L220 39H222V37H223V41H222V44L224 43V41H225V43L224 44H226V43H228V42H230L231 41V39L235 36V38L237 37V36H239V37H237V38H240V40H242L243 41V43L241 42V41H236V39H235V42H237V45L235 44V42H234V45L231 47V52H229V54H232L231 56L232 57H235V56H233V55H235L236 54V56H237V54L238 53H240V52H242L243 53V55H244V57L246 58V59H252L253 58V50H252V48H251V45H250V40L251 39H256L257 41H259L260 43H262V44H264V9L262 10V7L260 6V5H255V6H252V7H250V10L248 11V13H247V11H243V13ZM248 14H249V16H248ZM255 14V15H254ZM6 15V16H5ZM65 15V16H64ZM75 15H76V17H75ZM247 16V17H246ZM3 17H4V19H3ZM69 17H72V18H69ZM243 17L244 18H246V22L248 23H245L244 21H242L243 20ZM37 18H39V26L41 25V21L42 20H44V18L45 19H47V18H49V19H47V21L48 20H50V22L49 23H51L50 25H49V23L46 21V22H44V21H42V23H44V24H42L41 26H40V28H39V30H40V32L39 33H43V32H49V31H51V30H53V28H54V30H55V28L57 27V32H55V40L56 39H60V40H56L54 43H55V45H57V46H55V45H53V43H47V42H44V39H42V36H43V38H44V34H46V33H43V34H38L37 35V33L38 32H33V31H39L38 30V23H37ZM56 18L57 19H59L61 22H62V24L59 22V20L57 21L56 20ZM66 18H68V19H66ZM76 18V19H75ZM124 18V17H123ZM123 18L121 17V19H117V21H116V23L118 24V26H121V27H118V26H114V27H117V28H115V29H121L123 26H125L124 25V23L122 22L123 21ZM247 18H248V20H247ZM251 18H252V20H251ZM254 18V19H253ZM2 19V20H1ZM53 19L55 20L54 22H53ZM72 19V20H71ZM74 19V20H73ZM215 19V18H214ZM35 20H37V21H35ZM68 20H70V21H68ZM216 20V19H215ZM252 22H251V21ZM35 21V22H34ZM53 22V25H52V22ZM65 23H64V22ZM70 22V23H69ZM122 22V23H121ZM239 23H240V21H238ZM251 22V23H250ZM1 23V22H0ZM46 23H47V25L48 26H46ZM58 23V24H57ZM62 25H60V24ZM64 23V24H63ZM75 25H74V24ZM217 23V22H216ZM215 23V24H216ZM67 24V25H66ZM80 24V25H79ZM117 24H115V25H117ZM121 24V25H120ZM45 25V26H44ZM64 25V26H63ZM66 25V26H65ZM74 25V26H73ZM76 25H78V26H76ZM123 25V26H122ZM250 25V26H249ZM32 26H34V28H37V29H33L32 28ZM51 27V30L48 28V27ZM61 26V27H60ZM67 26H68V28H67ZM71 26V27H70ZM73 26V27H72ZM32 28L31 30H29V32H28V30H26V28ZM41 27L43 28V29H45V30H41ZM64 27V28H63ZM242 27V28H241ZM58 28H63V29H58ZM124 28V29H123ZM121 30L122 31H118V33H115L114 31H115V29H112L113 30V32L115 33L114 35L113 34H111V35H113V37H116L117 38V36L116 35H121V34H119V33H122L123 35H124V33L125 34H127L126 35V37L128 38H124L123 40H125L126 39V41L127 40H130V38H131V36L128 34V32H129V30L127 29L128 27H123ZM65 29V30H64ZM126 29V31L127 32H125V31H123V30H125ZM55 30V31H56ZM67 30V31H66ZM211 30V31H210ZM7 31H8V33H7ZM12 33H11V32ZM22 31V32H21ZM26 31V32H25ZM42 31V32H41ZM59 31V32H58ZM68 31H70V32H68ZM20 33V34H18V36H17V33ZM112 32V31H111ZM112 32V33H113ZM21 33H24V35H22ZM27 33H29L28 35H27V40H26V37L24 38V36L26 35ZM210 33V34H211ZM10 34H11V36H10ZM13 34V35H12ZM31 34V35H30ZM57 34V35H56ZM23 36L22 38H21V36ZM34 35V36H33ZM42 35V36H41ZM58 35H60V36H62V37H60V36H58ZM70 35V36H69ZM109 35H110V33H109ZM128 35H129V37H128ZM231 37H230V36ZM16 36V37H15ZM20 36V37H19ZM32 36L35 38V36H36V38L35 39H39V40H41L42 39V41H37V40H33L32 39ZM37 36H39V37H41V39L38 37L37 38ZM69 36V37H68ZM122 36V35H121ZM121 36H119L118 38H120V39H122V37ZM227 36H229V38L227 37ZM31 37V38H30ZM56 37H58V38H56ZM227 37V38H226ZM68 39V41H66L67 39ZM71 38V39H70ZM226 38V39H225ZM15 39H17V40H15ZM21 39H22V41H21ZM28 39H30V41H32V44H31V42L30 41H28ZM32 39V40H31ZM66 39V40H65ZM70 39V40H69ZM73 39H75V40H73ZM13 40H15V41H17V43H18V45H16L17 43H15V41H13ZM71 40H73L72 41V43H71ZM36 41H37V43H39V46L41 47V43L40 42H43L45 45L43 46L42 45V47L43 48H41L42 50H44L45 52L48 50V51H52L54 48L56 49V47H57V51L54 49V51L53 52H51V53H48V51H47V53L49 54V55H47V53H45L44 52V54H46L47 56H48V58L45 56V55H43L42 56V52L43 51H41V49H40V47H37V49L39 50V51H41V53L39 52V51H36L37 49H36V46H34V44L35 45H37L36 44ZM60 42V43H58L57 44V42ZM23 42H24V44H23ZM30 42V43H29ZM35 42V43H34ZM62 42H66V43H62ZM233 42H231V43H233ZM21 43V44H20ZM240 43V44H239ZM29 45V47H28V45ZM41 44V45H40ZM47 44V45H46ZM65 44V45H64ZM74 44H72V45H74ZM230 44V43H229ZM31 45H32V47H31ZM238 45L240 46V47H238ZM13 46V47H12ZM21 46V47H20ZM27 46V47H26ZM33 46H34V48H33ZM38 46V45H37ZM48 46V47H47ZM49 46H50V48H49ZM60 46V47H59ZM69 46V45H68ZM126 46V45H125ZM124 46V47H125ZM237 46V47H236ZM20 48V49H16V50H14L15 48ZM47 47V48H46ZM52 47V48H51ZM59 47V48H58ZM62 48L61 47V49H65V48ZM123 47V50L122 51H124L123 53H127V51L130 49H128V47H130L129 45H127L126 47H127V50L125 51V48ZM45 48L47 49V50H45ZM49 48V49H48ZM235 48V49H234ZM3 49V50H2ZM27 49V50H26ZM32 49H33V51H32ZM233 49V50H232ZM237 49V50H236ZM20 50V51H19ZM21 50L23 51V52H21ZM24 50H26V51H24ZM31 52H30V51ZM35 50V51H34ZM62 50V51H63ZM235 50V51H234ZM19 51V52H18ZM56 51V52H55ZM25 52V53H24ZM28 52H30V54L28 53ZM37 52H39L40 53V55H39V53H37ZM54 52H55V54L58 52V56L57 55H55L54 54ZM235 52V53H234ZM22 53V54H21ZM28 53V54H27ZM52 53L54 54L53 55V58H52V60L51 59H49V56H50V54L52 55ZM14 54V55H13ZM17 54H19V55H17ZM26 54V55H25ZM37 55L38 56V58H31L32 56H35V55ZM24 55L25 56H27L26 58L24 57ZM29 55H30V58H29ZM6 56V57H5ZM20 56V57H19ZM55 56V57H54ZM12 57V58H11ZM40 57H42V58H45L46 60H42ZM8 58V59H7ZM16 58V59H15ZM20 58V59H19ZM57 58V60H55ZM2 59V60H1ZM11 59V60H10ZM23 59V60H22ZM26 59V60H25ZM29 59H30V61H29ZM34 59H35V61H34ZM41 59V60H40ZM4 60V61H3ZM38 60H39V62H38ZM54 60L56 61L54 64L52 63V62H54ZM20 61V62H19ZM26 61V62H25ZM32 61H34V63H32ZM43 61V63H45V62H50V64H47V66H44L43 65V69H42V65H41V62ZM4 62V63H3ZM7 62V63H6ZM10 62V63H9ZM23 62V63H22ZM48 62V63H49ZM37 63V64H36ZM39 63H40V65H41V67H39L40 65H39ZM11 64V65H10ZM16 64V65H15ZM9 65V66H8ZM12 65H14L13 67H12ZM37 65H39V66H37ZM46 65V64H45ZM48 65L50 66V65H53V66H51L50 68H47L48 67ZM9 67H10V71L11 70H13L14 69V71H13V73H16V74H12L11 75V73H12V71L11 72H9ZM12 67V68H11ZM31 67V68H30ZM36 67V68H35ZM42 70L41 72H40V69ZM45 69V70H44ZM47 69V70H46ZM7 70H8V73H7ZM16 70V71H15ZM26 70V71H25ZM39 70V71H38ZM44 70V71H43ZM232 70H234V71H237V69H231V71ZM25 71V72H24ZM45 71H47V73L45 72ZM230 71V69H228L227 71H224V74L225 73H227V74H225L226 76L223 78L221 75H222V72L223 71H218V72H221V73H219L220 75H218L219 77H221V78H223V81H222V79L220 80V78H217V79H219L218 81H216V82H218L217 83V85H215V80H217V79H215L216 77H217V75H215L216 77L215 78H213V79H211V77L213 76V74L212 75H210L208 78H206V79H204L205 77L203 76H198L196 79H195V82L192 84L191 83V81H187L186 82V86H185V83L183 84V85H181V89H180V86H179V89H172L171 91H167L165 94H163V95H161V96H163L162 98H163V100L164 99H167V100H161V96L159 97V99H158V96L156 97V99H154V101H153V103L151 102L149 105H153V109H154V105L155 106H157V108L158 109H152V108H150V106H149V108H148V110H149V116H147L146 117V114H143L144 115V117H146V120H148L149 119V121H150V119L152 118V117H150V114L153 116V119H151V126H153V125H160V123H161V121H158L159 119H158V117H161L162 119H163V117L165 118V116L167 115V117L165 118V119H168V122L170 123V121L172 120V117H173V122H175V123H178L177 121L178 120H181L178 124H174L173 122H171V124H172V126L175 128V126H176V128H175V130H174V128H173V130L171 129V128H169L170 127V124L169 125H167V127H168V129H171L172 131H169V137H168V135L167 134H165L166 133V131H164L162 128H160V127H166V124H163V123H161L162 125H164V126H158V128L161 130H159V131H157L158 133H160L159 134V136H156L158 133H156L155 135H151V132H149V131H147L146 129H151V126H147V125H150V123L148 122H146V120L144 119V117H142L143 115H141V118H143L144 119V121H142L141 123H142V125L143 124H145V125H143V126H145V127H143V126H141L140 125V122L137 124V126H139V128H137L136 127V132H140L141 134L142 133H144V134H146V135H149V137H151L150 139H151V141L153 142H159V143H161V141H162V143L164 142V145L165 146H167V148H169L170 149V151L172 152V153H175V152H180V154L181 153H183L184 155H185V159L184 160H182V162H181V166H180V164L178 165L177 163V165L175 164L173 167H172V169H171V167H169V170L171 169V173L172 174H174V175H172L171 173H170V171L168 170V175L169 176H171L172 175V177H169V178H171V180L169 179V181H168V186H167V188H169L170 186H171V190L170 189H167V190H165V193L164 194H166V191H167V194L166 195H163V196H165V198H164V200H163V197L162 196H159V198H157L158 200H156L155 199V204H153V207H152V212L148 215V218L150 217V218H152V216H154V217H157L156 219H158V221H161V220H163L164 219V217L162 218L161 216H162V214L160 213V212H162L163 213V211L162 210H164V211H166L167 212V210H168V212L170 211V212H172L171 210H177L178 209V207L181 209V210H183L184 209V207H185V205L186 206H188L189 204L191 205V202L192 203H194L195 201V203H197V205H198V203H200L199 205L200 206H197V205H194V204H192L191 206H188L187 208H188V211H189V209L190 208H192V209H190L191 211H189L190 213H191V215H192V212H193V216L197 219L198 218V220H196L193 216H190V213L188 212V211H184V214H186L187 215V213H189L188 215L192 218V219H190V220H194L195 222H193V224L191 223V221L190 220H188L189 219V217L188 216H185L184 214H182V215H180L179 216V219H180V217H181V219L183 218V216H185V218L184 219H186V220H188V221H190L189 223H187L188 221H183V223H182V221L180 220V221H178V220H175V221H170L171 223L173 222H176V223H178V225H179V227L180 226H185V228L183 227L181 230H180V232H176L177 234H178V236H180L179 237V239H177L175 236H174V232L173 231H175V230H173V228H174V226H175V224L176 223H174V224H172V226H171V223H169V222H167V223H169L168 225H170L171 226V228L172 229H170L169 231V233H170V236L171 237H168L169 236V234L167 233L166 234V236L168 237H166L165 235H163L162 237H160V239L159 238H157V239H153V241H154V243H155V241H163L164 240V238L165 239H168L167 241H163V242H160V243H162V246H161V244H160V246H161V248L163 249V247H165V248H167L168 246V241H171V243H170V245H171V247L169 246L168 247V252H167V249H163L164 250V252H166L165 254L166 255H172L171 257L170 256H168L169 258H167V260L165 261V263L164 264H247V262H249L248 264H252V262H250V261H254L255 263H259V262H261L260 260H262L263 258V256H264V208H262V206L260 207V205L259 206H257L256 205V207L254 206L255 205V202H257L256 201V199H254L255 201H253L250 197V195L249 194H251V193H256V195L258 194L259 195V198L261 197V198H263L262 200H264V139H263V137H264V122H261V119L262 120H264V118H261V119H256L255 117L254 118H251V117H248L247 116V118H245L244 116L245 115H247L246 113H242L241 111H235L236 113V115L235 114H233V117H235V118H233L234 120H236L235 122H234V120L232 121V122H230L231 120H230V118H232L231 116H229L231 113L229 112V113H227L229 110V107H228V105H230L229 104V102L231 103V99L233 98H235L237 95L238 96H240V94L241 95H245L246 93H250V90L251 91H253V89H254V86L256 85H254L253 86V79H250V80H252V83H251V81H248L249 79H247L245 82L246 83H244V82H242V81H244L243 79V77H242V75H239V74H241L239 71H242L241 69H238V72H235V74H233L231 71V76H233V77H228L227 75H229V72ZM233 71V72H234ZM23 72V73H22ZM45 72V73H44ZM46 75V76H44V74ZM216 73H217V71H216ZM215 73V74H216ZM238 73V74H237ZM237 74V75H236ZM6 77H5V76ZM9 75V76H8ZM15 75V76H14ZM4 76V77H3ZM11 76V77H10ZM21 76V77H20ZM241 76V77H240ZM9 77V78H8ZM16 77V78H15ZM19 77V78H18ZM200 77V78H199ZM235 77V78H234ZM240 77V78H239ZM4 78H5V80H4ZM11 78H13L14 80H16V81H14L13 79H11ZM44 78V79H43ZM202 78L205 80H203V81H201L202 80ZM239 78V79H238ZM241 78H243V79H241ZM2 79V80H1ZM207 79H210V85H209V82L207 81ZM215 79V80H214ZM241 79V80H240ZM8 80V81H7ZM45 80V81H44ZM198 80H200L201 81V84H198V83H200ZM6 81V82H5ZM220 81V82H219ZM225 81H227L226 83H225ZM242 84H240L239 82ZM248 81V82H247ZM205 82H206V84H205ZM221 82H223V83H221ZM249 82H250V84H249ZM205 85V87L207 86V85H209V86H213V87H217V88H215V89H213V88H211V90L210 89H207V88H210L209 86H207V88H203L204 86H203V84ZM213 83V84H212ZM4 86V88L2 89L1 87H3L2 85ZM9 84H11V85H9ZM15 84V85H14ZM221 86H220V85ZM249 84V85H248ZM8 85V86H7ZM188 85H190V86H188ZM195 85H197V86H195ZM201 85V86H200ZM215 85V86H214ZM226 85V86H225ZM240 85V86H239ZM184 86H185V90H184ZM188 86V87H187ZM247 86H249L250 88H248ZM252 86V87H251ZM192 87H194L192 90H191V88ZM188 88V89H187ZM189 88H190V90H189ZM200 88H203L204 90H206L207 89V91L208 90H210V91H206V93L204 92V91H202ZM227 88V89H226ZM240 88V89H239ZM249 90H248V89ZM15 89V90H14ZM18 89V90H17ZM45 89V90H44ZM212 89H213V91H212ZM219 89H220V91H219ZM223 89V90H222ZM236 89H238V90H236ZM245 89L246 90H248V92L247 91H245ZM2 91L3 93L5 92V91ZM187 90H189V91H187ZM216 90V91H215ZM242 90V91H241ZM20 91V92H19ZM24 91H25V94H24ZM187 91V92H186ZM201 91V92H200ZM215 92V94L213 93V94H211L212 92ZM7 92L8 93H10V95L9 94H7ZM21 94V95H19V93ZM44 92V93H43ZM46 92V93H45ZM48 92V93H47ZM184 92H186V94L184 93ZM195 92H196V94H195ZM200 92V93H199ZM211 92V93H210ZM220 92V93H219ZM232 92H234L233 94H235V92H237L236 93V95H234L233 97H232ZM13 93H16L15 95L13 94ZM169 93H171V94H169ZM188 93H190L191 95L192 94H195L196 96L198 95V94H201L202 93V97L203 98H205L206 100H204L203 101V103L205 102V101H210L209 100V98H211V95H212V97L214 98H212L211 100V103H209V105L205 102V104H206V106L207 107H209L208 108V111H207V109L205 110H202V112H200V110L201 109H203L204 108V106H205V104H203V103H201V102H199V100L198 99H201V98H199L198 96H197V98H194L193 99V97H194V95L193 96H191L192 97V100H191V97H189V95H188ZM207 93H210L209 94V96L210 97H204V96H206V94ZM222 93V94H221ZM45 96H44V95ZM169 94V95H168ZM219 94V95H218ZM12 95H14L13 97H12ZM165 95L167 96V97H165ZM8 96L9 97H11L10 99H12V98H14L15 96H17L16 98H15V100H9V98H8ZM19 96H22V97H20L19 98ZM42 96H44V97H42ZM169 96H170V98H172V99H174V98H178V100H176L177 102H175L174 103V101H175V99L174 100H172L171 101V99H169ZM172 96V97H171ZM176 96V97H175ZM195 96V97H196ZM200 96V95H199ZM207 96H208V94H207ZM220 96V97H219ZM74 98V97H73ZM73 98L71 97V98H69L68 100H67V102H68V104H70V105H68L67 103V105L66 104H64V106H65V109H66V111H68V112H72L71 114H74V116H76L77 118H80V117H84L85 115H86V113L84 112V111H82L80 108H77L78 107V105L77 104H79V101H76V108L74 107V105L72 104L75 100H73ZM76 98V97H75ZM219 98V99H218ZM17 99H18V101H17ZM20 99V100H19ZM70 99H71V101H70ZM158 99V102H159V100L160 101H162L161 103H158L156 100ZM181 99H183V100H185L184 102H182L183 100H181ZM39 100L41 101H43V102H39ZM77 100H78V98H77ZM180 100V102H178ZM194 100H196V101H194ZM197 100H198V102H199V104L198 105H196V102H197ZM201 100H203V99H201ZM220 102H219V101ZM228 100V101H227ZM215 101V102H214ZM226 101V102H225ZM6 102H7V100H6ZM18 102V103H17ZM70 102V103H69ZM155 102H157V104L158 105H156V103ZM167 102H170L171 104L169 105V103H167ZM187 104H186V103ZM195 104H193V103ZM197 102V103H198ZM219 102V103H218ZM224 102V103H223ZM11 103H13L14 105H12V106H10L11 105ZM75 103V102H74ZM165 103H167L169 106H168V108L169 107H173V106H175V105H172V103H174V104H176V107H177V105H178V103L180 104V103H183L184 104V106H183V104H182V106L180 105V106H178L177 108L175 107V108H173V109H171V108H166L167 106V104H165ZM213 103V104H212ZM225 103H227V105H223V104H225ZM161 104H163V106L161 105ZM187 106H189L190 105V108L192 107L193 108V106H194V110L191 108H189V107H187ZM215 104V105H214ZM25 105V106H24ZM41 105V106H40ZM72 105H73V107H72ZM201 105H203V106H201ZM212 105H214V106H212ZM20 106H21V108H23V109H21L20 108ZM161 106V107H160ZM165 106V107H164ZM196 106H199V108H198V110H197V112H196ZM201 106V107H200ZM205 106V107H206ZM221 106H227L228 107V109H226L225 107V109L227 110V111H225L224 109H221V111L222 110H224V111H222L223 113L224 112H226L225 114H226V116L224 115V114H219L218 116H222V118H223V116H224V118H223V120L221 121V122H225L226 121V119L227 118H229V120L230 121H228V122H226L225 124H226V126H221L220 127V123L218 124L219 125V128H218V125H216V126H214L213 127V129H211V130H213V131H209V134H208V140L207 141H205V142H203V141H201V143H205L204 144V146L206 147V149H204L205 147H203V148H199V146L200 145H202L201 143H199V141L198 140H196V137H195V141L197 142H191L192 140H194V139H192L191 140V138L194 136V135H192V131H196L198 128H200V129H198L197 131H199V132H194L193 134H196V135H198V133H199V135L202 133V129H201V123L203 124L204 122L203 121H205V119L206 120H208V119H210L211 118V115H212V113H213V111H218L220 108H221ZM12 107H14L13 109H16V110H13L12 109ZM33 107V108H32ZM152 107V106H151ZM182 107V108H181ZM188 108V110L190 109V112L192 111V113H194V114H192V113H190V114H187L186 112L188 111V110H186V111H184L183 110V108ZM206 107V108H207ZM217 107V108H216ZM27 108V109H26ZM163 108L165 109V111L163 110ZM223 108V107H222ZM262 109H259L258 110V114L259 113H261V114H259L260 116L262 115V116H264V108L263 107H261ZM11 109H12V111H11ZM26 109V110H25ZM37 109H39L37 112H36V110ZM77 109V110H76ZM168 109V110H167ZM174 109H176L177 111H178V109H180L179 111H178V113H177V116L176 117H178V116H180V118L179 119H177V121H174V117H175V112H177V111H175ZM35 111V114H34V111ZM157 110H160L159 112H161V111H163V112H165V113H160V115H158L159 114V112L157 111ZM166 110H167V112H166ZM172 110V111H171ZM174 110V111H173ZM209 110H212V111H209ZM25 111V112H24ZM32 111V112H31ZM150 111H151V113H150ZM170 111V112H169ZM181 111H184L183 113L181 112ZM193 111H195V112H193ZM205 111V112H204ZM220 111V110H219ZM221 111H220V113H221ZM244 111V110H243ZM20 112L22 113V112H24L23 114H20ZM31 112V113H30ZM158 114H157V113ZM170 114H169V113ZM171 112L173 113V114H171ZM181 112V113H180ZM189 112V111H188ZM199 112V113H198ZM206 112H208V113H206ZM209 112H211V114L209 113ZM215 112V113H216ZM233 113H234V111H232ZM8 113V114H9ZM18 113V114H17ZM140 113H142V112H139V114ZM215 113H213V116H217V114L215 115ZM218 113V112H217ZM237 113H238V115L239 116H243L244 114V119H243V117H241L240 119H239V117L237 116ZM240 113V114H239ZM15 114H13V115H15ZM169 114V115H168ZM178 114H180V115H178ZM206 114H208L207 116L209 117V115H210V118H208L207 119V116H205V118H203L204 117V115H206ZM147 115H148V112H147ZM158 115V116H157ZM174 115V116H173ZM184 116V118H183V116ZM199 115V116H198ZM227 115H228V117H227ZM232 115V114H231ZM181 116H182V118H181ZM221 116H220V118H221ZM261 116V117H262ZM168 117H170V118H168ZM225 117H227L226 119H225ZM6 118V119H5ZM201 118H203V120L201 119ZM221 118V119H222ZM248 118H251V120L253 121H251L250 119V121H251V123H253V124H250V123H248L249 122V120H248ZM165 119H163L164 120V122L166 121ZM170 119V120H169ZM175 119V120H176ZM199 119V120H198ZM201 119V120H200ZM245 119H247V121L245 122V121H243V122H245L246 124H248V125H250V126H248V127H246L245 128V126H241V124H243L240 120H245ZM156 122H155V121ZM184 120V121H183ZM228 120V119H227ZM258 120H259V125H258ZM158 121V122H157ZM255 121V122H254ZM257 121V122H256ZM145 122V123H144ZM153 122H155V123H157V124H153ZM167 122V121H166ZM194 122V123H193ZM230 122V123H229ZM233 122L236 124H238V122H240V124H239V127L237 126V128H239L238 130H239V132H238V134H237V132L235 133V130L236 131H238L237 130V128H235V125L233 126ZM260 122H261V124H263V126L261 127L260 126ZM197 123H198V125H197ZM200 123V124H199ZM256 123V124H255ZM229 124H231V125H229ZM245 124V125H246ZM221 125H224V123H222ZM227 125H229V126H231L230 128H229V126H228V128H227ZM244 125V124H243ZM253 125V126H252ZM198 126V128L196 129V127ZM244 127V129L243 128H241V127ZM247 126V125H246ZM215 127H217V128H215ZM225 127H226V130L228 129V130H232V131H234V132H231V131H229L230 133H232L230 136H229V132L228 131H226V130H224L225 129ZM250 127H251V129H250ZM254 127H255V129H254ZM256 127H259V128H256ZM261 127V128H260ZM141 128V129H140ZM222 128H223V130H224V132H225V134H224V132H223V134L222 135H219L218 134V132H216V129H218L219 130V133L221 134V131H220V129L222 130ZM233 128H235L234 130H233ZM138 129V130H137ZM140 129V130H139ZM252 129H254V130H252ZM141 130H143L142 132H141ZM144 130H145V132H144ZM192 130V131H191ZM256 130H258L256 133L257 134H259V135H256V134H254L253 133V131H256ZM135 131V130H134ZM151 131V130H150ZM168 131H167V133H168ZM138 132V133H139ZM161 132H162V135L164 136H162L163 138V140L162 139H160L161 138ZM170 132H174L173 134H174V136H177V134H178V137H176V139H175V137L174 136H172L173 134L172 133H170ZM186 132V133H185ZM211 132V133H210ZM212 132H215V133H212ZM228 132V133H227ZM155 132H153L152 134H154ZM191 133V134H190ZM254 134V135H251V134ZM136 134V133H135ZM176 134V135H175ZM215 135V136H213V135ZM228 134V135H227ZM165 135L168 137V139H167V137H165ZM191 135V136H190ZM248 135V136H247ZM249 135H251V136H249ZM179 136H180V138H179ZM187 136H189V137H187ZM216 136H217V138H216ZM261 136H263V137H261ZM152 137H154V138H152ZM158 138V140H157V138ZM213 137H215L216 139L214 140V138ZM248 139H247V138ZM183 138V139H182ZM185 138H190V143L191 144H193L194 146L196 145V144H200V145H196L195 147L194 146H190V145H188L187 146V144L189 143L188 142V140H187V142L185 141ZM194 138V137H193ZM237 138V139H236ZM241 138V139H240ZM244 138H246V144L244 143V141H245V139ZM255 139L254 141H252V139ZM19 139V138H18ZM154 139V140H153ZM156 139V140H155ZM171 139V140H170ZM173 139H175V140H177V142H178V145L180 144L179 143V141L178 140H180L181 142H182V140H184L183 142H182V145H181V147L183 146V144H184V146L182 147V149H181V147L180 148H178V147H176V146H174L175 145V141L173 140ZM244 139V140H243ZM169 141V143L168 142H166V141ZM173 140V141H172ZM241 140H243V143L245 144H243V145H241ZM248 140H250V141H252V144L250 145L249 144V141ZM170 141L174 144V145H170ZM22 143L21 141H20V139L17 141V143L15 142V144L12 146V148H14L15 150H13L14 152H11L12 150L11 149H9V150H6V151H4V152H2V154L0 153V184L2 185L3 184V186H0V189L2 188V189H4V191L3 190H1L2 192H4L5 193V190H6V193L4 194V193H2V194H4V197L2 196V194H1V191H0V201H1V205H5V206H8V205H6L5 204V202H8L9 200H8V198H6V194H8L11 190H13V188H12V183H11V180L10 181H5V180H9L10 178H8L9 176L8 175H6L7 174V171L8 170H5V169H7V166L9 165V166H13L16 162L15 161H17V158H18V156H17V154L19 153H21L22 152V148H20L19 149V145H22L23 146V148H24V145L23 144H20V143ZM247 142H248V144H247ZM161 143V144H162ZM165 143H167V144H165ZM171 143V144H172ZM196 143V144H195ZM2 146H1V148L2 149H4V143H0ZM17 144H18V146H17ZM209 144L210 146L208 147L207 145ZM163 145V144H162ZM179 145V146H180ZM248 145H250V146H248ZM213 146V147H212ZM184 147L186 148V150L184 149ZM189 147H191L192 149H191V151H189ZM193 147H194V149H193ZM198 147V148H197ZM207 147H208V149L210 148V150H208L207 151ZM18 148V149H17ZM189 148V149H188ZM197 148V150L198 149H200V151H201V149L202 150H205V151H207L206 153H204L203 151H201V152H203V153H201V152H196V149ZM1 149V150H2ZM22 149V150H21ZM181 149V150H180ZM188 149V150H187ZM11 150V151H10ZM19 150V151H18ZM35 150V149H34ZM34 150L33 151H31L30 153H29V155L32 153L33 155L36 153H33L34 152ZM195 150V152L193 153L192 151H194ZM243 150V151H242ZM186 151V153H188V154H191V156L189 155V158H188V156L184 153ZM191 152V153H190ZM14 155H13V154ZM195 153H197L196 155H195ZM15 154H16V157H15ZM18 154V155H19ZM107 154H110V153H108L107 152ZM182 154V156H184ZM200 154H201V156H200ZM203 154V155H202ZM11 155H13L15 158L13 159L12 158V156ZM36 155V154H35ZM104 155V154H103ZM103 155H101V156H99V159L101 158L102 160H100L99 162L97 161V160H99L98 158H97V163L95 162L94 163V161H92L93 162V165H91L90 167H92V168H95L96 170L95 171H97L98 170V168H96V166L97 165H99L98 167L101 169H103V165H104V167L106 166V164L108 165L109 164V162L110 163H115L114 162V160L117 162V163H121V161H119L118 162V160L120 159V157H118V159H116L117 157L116 156H118L117 154H113V155H106V153H105V155L103 156ZM116 155V156H115ZM192 155H194V158H191V157H193ZM197 155H199V158H197L198 156ZM11 156V157H10ZM103 156V157H102ZM108 156V157H107ZM111 156V157H110ZM113 156V157H112ZM187 156V157H186ZM203 156H205L204 158H201V157H203ZM107 157V158H106ZM13 160H15V161H13ZM104 158H106L105 159V161H104ZM111 158V159H110ZM115 158V159H114ZM186 158L187 159H190V161L189 160H187L186 161ZM195 158H197V159H201L202 161H199L198 160V163H196L197 161V159L195 160ZM10 159V160H9ZM108 159V162L106 161ZM112 159H114V160H112ZM138 159V162L140 163V164H142V165H144V164H147V162L148 161H146L147 160V158L145 157V156H143V157H138L137 158ZM191 159H192V161H191ZM112 160V161H111ZM11 161V162H10ZM145 161V162H144ZM189 161V165L187 164V162ZM195 161V162H194ZM205 163H204V162ZM10 162V163H9ZM15 162V163H14ZM90 162V161H89ZM88 162V163H89ZM91 162V163H92ZM105 162V163H104ZM9 163V164H8ZM13 163V165H11ZM87 163V162H86ZM88 163L87 164H85L86 165V167H85V165L83 164L82 165V167H84V168H82V167H80L78 170H76L75 172H78L79 171V173L81 172V171H84V173H86V172H88V169H89V171H90V167H88L89 165H90V163H89V165H88ZM99 163V164H98ZM102 163V164H101ZM215 163V164H214ZM218 164V166H216L217 164ZM95 164H96V166H95ZM197 164V165H196ZM207 164H209V165H207ZM224 165L225 166V168H227V173L228 172H230L231 174V176L230 177H232V174L234 175V173H235V176L237 177V175L236 174H238L239 173V175H241V176H244V178L242 177V178H240L239 180L237 179V178H235V176L234 177H232V178H230L228 175H229V173H228V175L225 173L226 172V169L224 168V166L222 167V173L220 172L221 171V166L222 165ZM88 165V166H87ZM187 166V168L189 167V168H191V169H189V170H187L186 168V171H185V169H184V167L183 166ZM212 165V166H211ZM215 165V166H214ZM221 165V166H220ZM9 166H8V169H9ZM101 166V167H100ZM177 166L179 167V168H177ZM192 166L194 167V166H196L195 168H192ZM207 166V167H206ZM214 166V167H213ZM227 166V167H226ZM236 166H237V169H236ZM218 169H217V168ZM229 167V168H228ZM238 167H240V169H239V171H238ZM88 168V169H87ZM91 168V169H92ZM210 168H213V170L212 169H210ZM217 169V170H215V169ZM224 168V169H223ZM243 168V169H242ZM85 169V170H84ZM86 169H87V171H86ZM153 169V170H152ZM220 169V170H219ZM234 169H236L235 171H233ZM4 170H5V176H4ZM92 170H94V169H92ZM90 171V172H93V171ZM148 171H146V173H147V176L149 177V175L150 174H155L157 177H158V173L155 171V169L154 168H148L147 169ZM180 170L183 172V174H180ZM185 171V173H184V171ZM230 170V171H229ZM231 170H232V172H231ZM241 170H242V172H241ZM218 171V173H216V172ZM238 171V172H237ZM72 172V171H71ZM234 172V173H233ZM237 172V173H236ZM243 172H244V174H243ZM73 173V172H72ZM170 173V174H169ZM179 175H178V174ZM225 175H224V174ZM74 174V173H73ZM73 174L72 175H70L69 176V178L70 179H73ZM222 174L224 175L223 177H222ZM176 175H178V176H176ZM209 175H213L214 177H212V179H214V181H210L211 180V176L209 177L210 178V180H208L209 178H208V176ZM221 175V176H220ZM7 176V178H5ZM225 176L227 177V179L228 180H231L230 181V183L228 182V180L225 178ZM240 176V177H241ZM246 176H248L247 178H246ZM230 179H229V178ZM236 179V181H235V179ZM238 178H239V176H238ZM247 179V183H245V182H243V181H246V179ZM242 179H244L243 181H240V180H242ZM4 180V181H3ZM57 180H60V179H56V181ZM74 180V179H73ZM72 180V181H73ZM224 180V181H223ZM55 181V182H56ZM72 181H70V182H72ZM172 181V182H171ZM173 181L175 182V184H173V185H171V183H173ZM234 181V182H233ZM4 182L6 183H9L10 184V186L6 183V184H4ZM59 182V181H58ZM58 182H56V183H58ZM232 182L233 183H235V182H238L239 184L241 183V182H243L242 184H240L241 186L239 187V184H237V183H235V184H237V185H234V184H232ZM213 184V185H212ZM244 184V185H243ZM247 186H246V185ZM263 184V185H262ZM6 185V186H5ZM8 185V186H7ZM170 185V186H169ZM235 186H236V188H235ZM246 186V187H245ZM256 188H255V187ZM173 187V188H172ZM247 187H248V189H247ZM8 188H10V191H9V189ZM239 188H241V190L239 189ZM243 188L245 189V191L243 190ZM251 188V189H250ZM255 188V189H254ZM41 189V188H40ZM235 189H236V192H238L237 194H235L236 192H234L235 191ZM42 190H44V189H42ZM231 190V191H230ZM238 190V191H237ZM248 192H247V191ZM254 190V191H253ZM7 191H8V193H7ZM38 191V190H37ZM37 191L35 190V192L36 193H34V191L33 192H30V193H27L28 195L29 194H31V193H34V195L35 194H41V193H43L42 195H36V196H34V198H32L31 196H29L30 197V199H32V201H30V203H29V201H28V195L26 196V193L24 194L25 196H26V198L27 199H25L24 200V198H25V196H22L23 198H20L19 196L20 195H17L18 197L16 198V200H15V202H13V205L14 206H16L17 205V202H19V204L20 205H22V204H26L27 202H28V204H33L34 202H33V199L36 201V202H38L37 204H38V206H41V205H43V206H41L42 208H44V209H46V208H50V206H52L54 203H53V201H55V199L57 198V195H59V193L60 192H58V194L56 195V193H57V191L54 189L53 190V192H52V190L50 189V190H45V192H46V194L44 193V191L43 192H41V190H40V192L38 191V193H37ZM51 191V192H50ZM56 191V192H55ZM168 191H169V193H168ZM239 191H240V193L242 194H240L239 193ZM251 191V192H250ZM12 192V191H11ZM9 193V194H11V195H13V192L12 193ZM55 192V193H54ZM229 192H232L231 194H233V195H231V194H229ZM250 192V193H249ZM224 193H226V195L224 194ZM228 193V194H227ZM9 194H8V197H9ZM55 196H53V195ZM172 196H171V195ZM222 194H223V196H222ZM239 194V195H238ZM247 194V195H246ZM10 195V196H11ZM32 195V194H31ZM44 195V198L42 197V198H38L39 196H43ZM61 195H63L62 193H61ZM60 195V196H61ZM175 195V196H174ZM219 195V196H218ZM225 195V196H224ZM229 195H231L232 196V198L234 197H237V195H238V198H236L237 199V203H236V199L234 200V198H233V201L231 200L232 198H230L229 197ZM236 195V196H235ZM243 195H245V196H243ZM249 195V197H247ZM257 195V196H258ZM54 197V200L52 199L53 197ZM167 196V197H166ZM169 196V197H168ZM214 196H216V197H214ZM240 196V197H239ZM241 196H243V197H241ZM173 197V198H172ZM213 197L214 198H216V200L215 199H213ZM217 197H224L223 199H224V201H223V199L222 198H217ZM227 197H229L230 199H228ZM10 198V197H9ZM37 198H38V200L39 201H37ZM161 198V199H160ZM226 198V199H225ZM241 198V199H240ZM242 198H244V199H242ZM248 198V199H247ZM6 199V200H5ZM159 199H160V201H162V202H160L159 201ZM172 199V200H171ZM190 199V200H189ZM217 199H221V201L222 202H220V203H218V201H220V200H218L217 201ZM231 200V202H233V203H230V201H226V200ZM240 199V200H239ZM247 199V200H246ZM251 199V201H249ZM3 200V201H2ZM8 200V201H7ZM27 200V201H26ZM189 200V201H188ZM195 200V201H194ZM208 200H210V201H208ZM211 200H212V202H211ZM213 200H215V201H213ZM238 200L240 201V203L242 204V202H243V200H246L242 205L241 204H239V202H238ZM5 201V202H4ZM11 201V200H10ZM163 201H164V203H163ZM201 201V202H200ZM242 201V202H241ZM3 202V203H2ZM21 202H22V204H21ZM35 202V203H36ZM176 202H177V204H176ZM204 202V203H203ZM208 202V203H207ZM214 202H215V204H214ZM226 202V204H227V202H229L230 204H228V205H230V207L228 206V205H226V204H224V203ZM234 202H235V205H234ZM252 203L251 204V207H250V204L249 203ZM35 203L33 204L34 206H36V208H37V204L35 205ZM170 203H171V205H170ZM201 203H203V205L205 204L207 207L205 208V207H203V208H199V207H202L203 205L201 204ZM212 203H213V205H212ZM261 202H259V204H260ZM10 204H12L11 202H10ZM19 204L17 205V206H19ZM40 204V205H39ZM50 204V206L48 207V206H46V205H49ZM169 204V205H168ZM173 204H176V205H174V206H172ZM179 204H181V205H179ZM225 206H224V205ZM237 204H238V206H237ZM257 204V203H256ZM262 204V203H261ZM168 206V207H162V206ZM177 205H179V206H177ZM195 206V208L196 207H198V210L199 209H202V210H204V213H205V211H207L206 209H208V211L210 210V211H212L213 209V211H212V213L213 212H215L216 213V211H217V207L216 206H218L219 207V205H221V206H224V207H219V209H224V208H227V209H225V210H219V212H227L228 213V215L230 216V218H233V220L235 219V218H237V219H239V216L241 215V213H242V217L240 218V219H242L241 221L243 222H241L240 221V223H242V225H244V226H241V224H240V226H239V222H238V220L237 219H235V227H233L234 225L230 222L231 220H229V222H230V224H232V226H227L226 224H227V222L228 221H226L225 222V220L223 219V218H220V217H218L217 216V218H216V215H215V213L214 214H211L212 216H213V218L215 217L216 218V221H219V222H216L215 221V218L213 219L211 216H209L210 215V212L208 213L209 215V217L210 218H212L214 221H212V219H210V218H208V216L206 215H204V213H200V212H198V210L196 211V209L195 208H193L194 206ZM204 205V206H205ZM214 206V208L212 207V206ZM233 205V206H232ZM240 205V206H239ZM254 207H253V206ZM264 205V204H263ZM176 206V207H175ZM209 206V207H208ZM210 206L213 208L212 210L210 209ZM236 206V207H235ZM38 208L37 209V211L39 210V211H42L43 209L42 208ZM155 207V208H154ZM159 207V208H158ZM170 207V208H169ZM216 207V208H215ZM231 209V210H233V211H231V213H230V210H228L229 208ZM233 207V208H232ZM257 207H258V209L260 208V209H262V210H258L257 209ZM264 207V206H263ZM169 208V209H168ZM183 208V209H182ZM205 208V209H204ZM253 208H254V210H253ZM256 208V209H255ZM15 210H17L16 208H14ZM160 209V210H159ZM166 209V210H165ZM185 209H186V207H185ZM195 209V211H193ZM241 209V210H240ZM187 210V209H186ZM202 210H199V211H201V212H203ZM216 210V211H215ZM156 211V212H155ZM160 211V212H159ZM229 211V212H228ZM240 211V212H239ZM244 211V212H243ZM261 213H260V212ZM187 212V213H186ZM194 212H198V213H195L194 214ZM218 212V211H217ZM234 212V213H233ZM233 213V217H232V214ZM235 213H237V214H235ZM257 213H258V215H257ZM237 216V217H235V215ZM238 214H239V216H238ZM260 214V215H259ZM152 215V216H151ZM201 215H202V217H201ZM204 215V216H203ZM145 216V215H144ZM198 216V217H197ZM207 217V219H204V218H206ZM261 217V218H260ZM6 216H1V214H0V262H6L7 261V256L9 257L10 255H9V253H11V252H13L17 247H19V245L21 244V236H22V234H24L25 232H26V226H25V224H24V222H22V221H20L19 219H16V218H10L9 219V217H7L6 219ZM149 218V219H150ZM162 218V219H161ZM258 218V219H257ZM12 219H13V221H12ZM159 219H161V220H159ZM184 219H182V220H184ZM201 219V220H200ZM203 219V220H202ZM208 219L213 223V222H216L217 223V225H220V226H218L217 227V225H216V223L215 224H213V226H212V224L210 223V221L208 222ZM220 219L222 220L221 222L223 223V222H225L226 224H224L223 225V227H222V223L220 222ZM239 219V220H240ZM257 219V220H256ZM29 220L30 221H32V222H34L39 228H41V229H44V230H46L47 231V233H48V236L50 235L51 236V238H46V241H48V244H49V247H50V250L48 251V252H51V251H56V253L58 254V256H63V254L65 253H68L69 251H71V250H74L76 247H77V245H76V243H78V242H81L82 243V245L84 246V247H94L95 249H93L92 250V252H90V254H91V256H90V258L91 259H93L94 261L93 262H91L90 264H116V262L117 261H121V260H123L124 259V257L121 255V254H119V253H117V252H115V251H112L111 249H109L108 247H106V243L105 242H103V246L100 248V247H98L97 246V239H96V237L94 236V235H83V234H79V233H75L74 231H72V230H66V228H62V227H60V226H58V225H56V224H52V223H50V222H48V221H45V220H40V219H38V218H36V217H32V218H29ZM151 220V219H150ZM227 220V219H226ZM232 220V221H233ZM236 220H237V223L238 224H236ZM255 220V221H254ZM178 221V222H177ZM185 222V223H184ZM162 223V222H161ZM163 223H165L164 221H163ZM190 223H191V225H190ZM201 223H202V227L200 226L201 225ZM210 224L209 225V227H208V224ZM221 223V224H220ZM249 223V224H248ZM258 225H257V224ZM183 224V225H182ZM200 226L199 228H198V225ZM206 224H207V226H206ZM256 226H255V225ZM174 225V226H173ZM178 225L176 224V226H177V228H179L178 227ZM188 225V226H187ZM193 225V227L194 226H196L198 229H201V228H204V225H205V229L206 230H208L209 228H210V226H211V228H210V231H211V233L213 232V230H215V231H219V233L217 234V236L220 234V232H222L221 234H220V236L223 234V232H224V234L225 235H227V237L223 234V236L222 237H217V236H213L214 234H216V232L214 231V233H212L211 235H210V233H209V238L210 237H212V240H211V238H210V240H209V238H206V236L204 237V235L207 233V232H209V231H206V230H204V229H201V231H199V230H197V228H196V230H195V228H193L194 229V231L197 233L198 231H199V233L198 234H200V232H202L201 233V235L204 233V235L203 236H201L200 237V235H198V234H196L193 230H191L192 228H190L191 226ZM216 226V228H215V226ZM238 225V226H237ZM188 227V230H187V227ZM225 226H226V228H225ZM176 228V227H175ZM177 228H176V230H177ZM190 228V229H189ZM213 228H215V229H213ZM223 228V229H222ZM244 228H245V230H244ZM8 230L7 231V233L9 234H7L6 233V231L5 230ZM180 229V228H179ZM183 229H185V233H187V235L189 236V238L188 239H186V237L187 236H183V237H185V240H184V238H182V235L183 234H185V233H183V232H181ZM213 229V230H212ZM222 229V230H221ZM228 229V230H227ZM233 229V230H232ZM2 230V231H1ZM172 230V231H171ZM189 231V230H191L192 232H193V234L196 236L195 238L193 237L194 235L192 234V232L191 231H189L190 233H188L187 231ZM202 230H204V231H206V232H203ZM229 230L231 231L230 233H229ZM235 230V231H234ZM238 232H237V231ZM3 231H5V232H3ZM171 232L173 233V234H171ZM226 232H228V233H226ZM4 233H6V234H3ZM145 234V237H146V235H148L149 236V234L148 233H144ZM144 234H141V235H144ZM165 234V233H164ZM229 234V235H228ZM5 235H7V237L5 236ZM141 235H139L140 237H139V239L137 238V236H138V234H136V233H130L129 235H127V237H125L124 239H122V244H123V248H125L124 249V251L126 250V253H131V252H133L138 246L140 247V246H143V241L145 240V243L146 242H148L149 241V243H147V247L149 248V246H150V242H151V247H150V250H149V252H152L154 249L156 250L157 248H159L160 246H159V243L157 244V242L155 243V244H153L152 242L153 241H151V240H148V241H146V239H148L147 237H146V239H145V237L143 236V241H142V238H141ZM198 235V236H197ZM5 236V237H4ZM195 239H193L192 237ZM164 237V238H163ZM175 237V238H174ZM191 237V238H190ZM197 237H199V238H197ZM207 237H208V235H207ZM227 238V240L229 239H231L229 242L230 243H228V241L226 240V239H223V240H221L222 238ZM141 238V239H140ZM149 238H150V236H149ZM161 238H163V240L161 239ZM173 239L174 241V243L172 242V240L171 239ZM181 238H182V243L180 242H178V240L179 241H181ZM202 238H203V240H204V238H205V240L204 241H202V242H204L203 244H205L204 246H201L202 245V243H200L201 241L200 240H202ZM218 238H220V239H218ZM33 240H35V239H38L37 238V235L36 236H34L33 238H32ZM138 239V240H137ZM190 239V240H189ZM197 239H200V240H197ZM206 239H208L207 241H206ZM215 239H217V240H219L218 242L221 244V242L224 244V242L225 243H227L229 246H231L232 245V243H233V245H232V248L231 247H229V249H228V247L226 246V245H223L224 246V248L226 247V249H228V250H226L227 252H225L224 251V249H222L223 248V246L222 245H219L220 247L222 246V248L221 249H219L220 247H216V244L214 243V240ZM233 239V240H232ZM263 239V240H262ZM86 242H85V241ZM141 240V242H139ZM196 241L197 240V242L195 243L194 241ZM227 242H226V241ZM242 240V241H241ZM137 241H138V243H137ZM191 242V243H189V242ZM206 241V242H205ZM211 241H213V242H211ZM221 241V242H220ZM240 241V242H239ZM258 241V242H257ZM33 242H35V241H33ZM166 242V243H165ZM216 243H218L217 241H215ZM235 242H236V244H235ZM260 242V243H259ZM163 243H165V244H163ZM179 243V244H178ZM193 243V244H192ZM200 243V244H199ZM211 243H212V245H211ZM238 243V244H237ZM262 243V244H261ZM137 244H138V246H137ZM167 244V245H166ZM173 244V245H172ZM196 244H198V245H196ZM208 244V246H209V248L206 246ZM215 244V245H214ZM235 244V245H234ZM246 244V245H245ZM145 245V244H144ZM155 245H156V247H155ZM165 245V246H164ZM176 245V246H175ZM181 245V246H180ZM183 245V246H182ZM245 245V246H244ZM135 246V247H134ZM176 248H175V247ZM206 246V247H205ZM238 246H240V247H238ZM251 246V247H250ZM135 248V249H132V248ZM183 247V248H182ZM210 247H214L216 250L218 249V250H222L221 252L223 253V251H224V253H227V255L226 254H224V256H225V258L226 259H229L228 261L226 260V259H224V257H223V259H224V261L223 262H221V258H222V256H221V258H220V255H223L221 252H220V254H219V251L217 250L216 251V253H215V250L214 249H212V248H210ZM242 247H244V248H242ZM254 247V248H253ZM122 248V249H123ZM153 248V249H152ZM169 248H170V251H169ZM175 248V249H174ZM116 249H118V248H116ZM133 251H132V250ZM230 249H231V251H230ZM237 249V250H236ZM240 249V250H239ZM120 250V249H119ZM166 250V251H165ZM232 250H236L235 252L234 251H232ZM246 250V251H245ZM260 250H262V251H260ZM84 251V250H83ZM123 251V250H122ZM123 251V252H124ZM217 252H218V254H219V256H218V254H217ZM229 252H232V253H229ZM247 252H249V253H247ZM155 253V252H154ZM238 253L240 254L239 256H238ZM242 253V254H241ZM87 254H88V252H87ZM176 254V255H175ZM215 254H217V255H215ZM228 254H231V257H229V258H227L228 257ZM233 254V255H232ZM237 255V256H235V255ZM263 255V256H262ZM128 256H130L129 254L127 255V257H125V258H128ZM227 256V257H226ZM258 256V257H257ZM262 256V257H261ZM131 257V256H130ZM174 257V258H173ZM177 257V258H176ZM236 257V258H235ZM238 257V258H237ZM239 257H242L241 259L239 258ZM247 258V259H243V258ZM261 257V259L259 260V258ZM176 258V259H175ZM231 258H233L234 259V261H233V259H231ZM253 258V259H252ZM258 258V259H257ZM130 259V258H129ZM175 259V260H174ZM243 259V260H242ZM246 260H247V262H246ZM219 261V262H218ZM259 261V262H258ZM253 262V263H254ZM137 264H141V263H138V262H136ZM136 263H132V264H136ZM162 263V264H163Z\"/></svg>","mask_w":264,"mask_h":264},{"label":"built area","instance_id":"2783aa9c","mask_svg":"<svg viewBox=\"0 0 264 264\" xmlns=\"http://www.w3.org/2000/svg\"><path fill=\"white\" fill-rule=\"evenodd\" d=\"M156 175L155 174H150L149 178L151 180H155L156 179ZM141 186H142V179H137L134 183V189L135 191H137V193H142V189H141Z\"/></svg>","mask_w":264,"mask_h":264},{"label":"crops","instance_id":"0c3cea01","mask_svg":"<svg viewBox=\"0 0 264 264\" xmlns=\"http://www.w3.org/2000/svg\"><path fill=\"white\" fill-rule=\"evenodd\" d=\"M6 262H0V264H5Z\"/></svg>","mask_w":264,"mask_h":264}]
</instances>
